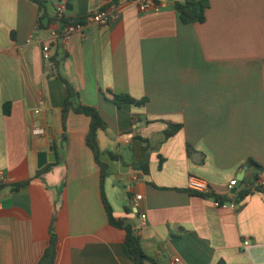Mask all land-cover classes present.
Segmentation results:
<instances>
[{
    "label": "crops",
    "instance_id": "1",
    "mask_svg": "<svg viewBox=\"0 0 264 264\" xmlns=\"http://www.w3.org/2000/svg\"><path fill=\"white\" fill-rule=\"evenodd\" d=\"M41 1L38 29L35 0H0V264H38L54 219V264H137L109 221L102 169L86 143L90 117L70 111L64 128L68 89L47 77L44 44L59 54L75 104L107 124L98 132L103 192L154 261L145 264H264V0H209L206 21L188 24L170 0L157 10L140 0ZM103 9L110 24L88 19ZM65 18L84 27L62 41ZM115 95L149 101L118 107ZM33 121L45 136L32 134ZM146 145L148 174L130 166ZM52 153L57 165L37 177ZM191 177L231 200L218 206L191 192Z\"/></svg>",
    "mask_w": 264,
    "mask_h": 264
},
{
    "label": "trees",
    "instance_id": "2",
    "mask_svg": "<svg viewBox=\"0 0 264 264\" xmlns=\"http://www.w3.org/2000/svg\"><path fill=\"white\" fill-rule=\"evenodd\" d=\"M157 4H161L162 0H154ZM173 4V6L176 8V10L180 13V17L182 21L186 24L188 23H196L200 22L203 23L206 21V10L210 7V1L209 0H185L184 2L180 0H170ZM35 2L38 3L40 11H42V16L38 20L37 28H43L44 24L42 22L43 19L47 17L46 13V7L43 1L41 0H35ZM78 23H84V19H70L65 18L61 20V28L62 30L67 24H78ZM62 32V31H61ZM60 32V33H61ZM50 62V68L48 69V78H59L63 81V83L66 85L68 89V94L64 103V107L62 110V116H63V125L65 128V122L67 120L68 113L70 111H74L75 113L84 114L90 117L91 123H90V130L86 137V143L88 147L92 150L94 153L96 162L100 165L102 169V197L103 201L108 213L110 224L122 229L125 232L124 237V247L126 250V253L128 256L134 260L137 264H145L146 262H152L154 263L153 259L150 258L143 250L141 245L140 237L134 232L132 227L130 225L124 224L123 221L117 220L114 217L113 209L110 206L104 192H103V183L105 178L108 176V165L101 161V155L104 154L100 149L99 143H98V132L100 130H105L107 128V124L104 121V119L101 117L100 113L96 108L90 105L83 104L82 102H79L78 104H75L74 99H78V93L77 91L70 85L68 80L62 75V73L59 70V66L61 63V59H59V54L55 53L54 56H52L49 60ZM149 101L148 98H143L141 100H137L129 95H115L113 98V102L116 106L122 107L125 103H131L135 104L137 106H143ZM146 141V140H144ZM149 148L146 145L143 150V154L139 162H133L130 164L131 167L134 169H140L143 170L144 173H149ZM112 160H122V156L113 153V152H107ZM57 165V162L49 163L45 167L41 168L37 172V177H41L51 171L53 167ZM250 165H254L257 167H260L256 162L250 161ZM29 182H22L17 183L13 187L15 189L21 188L23 186H26ZM197 194V193H195ZM250 194L249 191H241L239 192L235 198L238 200V202L243 201L248 195ZM203 197H212L213 199L218 200L221 204L226 203L227 201H230V198L218 196L215 193L210 194H197ZM129 209L126 207V211ZM55 219L52 221V224L50 226V242L48 247L46 248L42 258L38 262V264H54L57 258V249H58V237L55 231Z\"/></svg>",
    "mask_w": 264,
    "mask_h": 264
},
{
    "label": "built area",
    "instance_id": "3",
    "mask_svg": "<svg viewBox=\"0 0 264 264\" xmlns=\"http://www.w3.org/2000/svg\"><path fill=\"white\" fill-rule=\"evenodd\" d=\"M111 1V0H110ZM140 7L143 10H157L159 9L160 5L157 4L154 0H140ZM66 11L65 4H62L57 8V14L58 17L61 19L64 17ZM114 14L111 13L108 9L100 10L99 12H96L95 14L91 15L88 19L94 22L99 23L100 25H108L113 20ZM84 27L83 23L78 24H67L62 32L58 34V38L62 41L68 40L74 33L76 32H82ZM43 57L46 60H50L52 57V49L49 44H44L43 46ZM41 104H43V100L41 101ZM36 114H40V110L35 111ZM32 134L36 137L45 136L47 134L46 129L37 124L35 121L32 123ZM4 180L3 176H0V181ZM238 180H232L229 189H232L233 186L236 185ZM264 186V183H263ZM188 188L191 192L197 193V194H210L213 193L212 187L210 184L203 178L200 177H191L189 179ZM232 196V194L230 195ZM142 199L141 195H137L134 200L135 206L138 208L140 200ZM214 202L218 206H224L225 204H221L218 200L214 199ZM142 218L145 219L146 215L143 214ZM250 242L248 240L244 241V245H248ZM180 258H175L173 261V264H179Z\"/></svg>",
    "mask_w": 264,
    "mask_h": 264
},
{
    "label": "water",
    "instance_id": "4",
    "mask_svg": "<svg viewBox=\"0 0 264 264\" xmlns=\"http://www.w3.org/2000/svg\"><path fill=\"white\" fill-rule=\"evenodd\" d=\"M180 1L184 2L185 0H180ZM42 155L45 156V154H42ZM56 159H57V155H56L55 153H52V154H50V155L46 158V161H49V162L53 163V162L56 161ZM46 161H45L44 163H46ZM42 165H43V164H40V167H41ZM235 193H236V188H233V189L231 190V194L233 195V194H235ZM229 204H232V202H229Z\"/></svg>",
    "mask_w": 264,
    "mask_h": 264
}]
</instances>
